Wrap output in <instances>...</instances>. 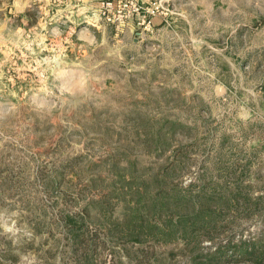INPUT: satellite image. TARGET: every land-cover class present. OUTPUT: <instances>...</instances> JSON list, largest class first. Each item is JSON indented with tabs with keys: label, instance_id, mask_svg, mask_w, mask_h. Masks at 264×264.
Instances as JSON below:
<instances>
[{
	"label": "rangeland",
	"instance_id": "rangeland-1",
	"mask_svg": "<svg viewBox=\"0 0 264 264\" xmlns=\"http://www.w3.org/2000/svg\"><path fill=\"white\" fill-rule=\"evenodd\" d=\"M98 1L0 0V264H73L69 214L133 254L138 188L264 193V0H139L160 6L120 26ZM237 206L219 237L264 233V202ZM182 246L154 247L179 264Z\"/></svg>",
	"mask_w": 264,
	"mask_h": 264
},
{
	"label": "trees",
	"instance_id": "trees-1",
	"mask_svg": "<svg viewBox=\"0 0 264 264\" xmlns=\"http://www.w3.org/2000/svg\"><path fill=\"white\" fill-rule=\"evenodd\" d=\"M185 154L177 153L169 162L170 168L176 169ZM241 181H236L238 184L234 187H220L219 182L191 180L167 190L158 189L148 198L138 188L136 198L125 204V218L118 222L123 231L121 235L138 244L133 254L124 250L116 256L114 247L108 245L110 233L96 238L85 228L88 225L82 215L77 218L69 214L64 225L67 244L76 256L72 263L173 264L161 260L154 246L179 240L185 257L179 264H264V233L219 237L227 223L224 216L232 207H238L241 201L247 204L253 198L264 202V193L253 196L249 190L251 184ZM102 204L110 208L107 202ZM207 240L209 243L205 244Z\"/></svg>",
	"mask_w": 264,
	"mask_h": 264
},
{
	"label": "built area",
	"instance_id": "built-area-1",
	"mask_svg": "<svg viewBox=\"0 0 264 264\" xmlns=\"http://www.w3.org/2000/svg\"><path fill=\"white\" fill-rule=\"evenodd\" d=\"M159 6L158 1H154L152 6L145 7L139 0H99L94 6L91 17L96 22L104 20L120 26L135 16L141 18L142 21L139 22L142 23L145 22V16L156 12ZM149 22L150 19L146 24H149Z\"/></svg>",
	"mask_w": 264,
	"mask_h": 264
}]
</instances>
